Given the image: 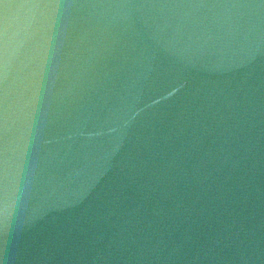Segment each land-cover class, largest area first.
<instances>
[{"label":"water","instance_id":"1","mask_svg":"<svg viewBox=\"0 0 264 264\" xmlns=\"http://www.w3.org/2000/svg\"><path fill=\"white\" fill-rule=\"evenodd\" d=\"M5 5L0 264H264V0Z\"/></svg>","mask_w":264,"mask_h":264},{"label":"clouds","instance_id":"2","mask_svg":"<svg viewBox=\"0 0 264 264\" xmlns=\"http://www.w3.org/2000/svg\"><path fill=\"white\" fill-rule=\"evenodd\" d=\"M9 5H5V12L0 13V46H2L6 62L19 63L28 54L33 40V20L26 14L7 12ZM11 29V32H10Z\"/></svg>","mask_w":264,"mask_h":264}]
</instances>
